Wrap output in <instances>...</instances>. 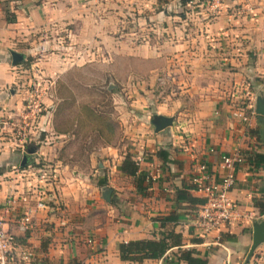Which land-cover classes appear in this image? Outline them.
<instances>
[{"label": "crops", "instance_id": "0c3cea01", "mask_svg": "<svg viewBox=\"0 0 264 264\" xmlns=\"http://www.w3.org/2000/svg\"><path fill=\"white\" fill-rule=\"evenodd\" d=\"M71 1L0 0V212L7 221L22 211L21 195L35 183L26 170L8 168L16 165V148L22 141L10 136L12 124L6 121L22 114L29 97L21 89L28 68L12 66L10 52L22 50L17 45L27 33L41 30L53 19L73 16L78 0ZM175 1L182 9L179 0ZM6 5L16 15L13 24L5 21ZM235 5L242 16L234 15ZM197 7L200 10L192 16H166V11L161 18L156 14L165 22H177L173 29L183 38L171 50L184 51L183 59L189 57L199 78L207 80L200 88V98L195 99L198 109L186 115L191 118H178L161 132L135 139L139 170L155 176L158 169L155 180L149 182L144 195L137 193L133 178L119 171L124 157L111 148L101 153L107 159L97 163L98 175H68L67 167L57 161L54 178L45 185L47 210L35 212L32 229L21 239L36 264H137L121 261L117 245L158 240L170 231L181 234V249L197 251L207 264H245L252 224L264 219L253 206V199H264V117L251 111L254 97L264 95V0H204ZM191 21L194 24L189 25ZM196 39L202 46H195ZM166 105L159 103L155 115L165 116ZM22 116L30 118L33 113ZM145 117L143 113L131 130L139 133L146 128ZM44 118L41 116L42 132L48 129L42 125ZM24 122L32 131V123ZM235 151L242 161L232 171L235 181L229 198L237 207V220L198 238L191 227L196 207L178 200L177 195L184 191L199 198L191 182L197 165L204 163L213 178L219 179L229 172L222 167V157ZM29 171L30 175L37 172ZM106 189L111 190L109 203L102 199ZM29 205L34 209L33 202ZM167 216L176 221L162 223ZM172 252L177 248L167 254ZM261 256L264 244L247 264H259ZM141 264H162V260Z\"/></svg>", "mask_w": 264, "mask_h": 264}, {"label": "rangeland", "instance_id": "374dc122", "mask_svg": "<svg viewBox=\"0 0 264 264\" xmlns=\"http://www.w3.org/2000/svg\"><path fill=\"white\" fill-rule=\"evenodd\" d=\"M203 1L178 9L175 0H78L73 16L27 33L17 53L28 68L21 89L29 97L22 114L6 121L12 124L10 136L22 141L9 170L55 175L59 161L68 175H98L97 163L107 159L104 150L137 159L135 139L154 134L151 121L159 103L167 104L165 116L172 121L191 118L186 115L198 109L195 99L207 79L199 78L189 57L183 59L184 51L171 50L183 38L173 29L177 22L156 17L166 11V16H192ZM235 8L234 15L242 16ZM196 45L202 46L197 39ZM26 112L33 116L24 119ZM143 113L146 128L136 133L130 126ZM24 120L32 123V131ZM23 156L27 164L21 168Z\"/></svg>", "mask_w": 264, "mask_h": 264}, {"label": "built area", "instance_id": "2783aa9c", "mask_svg": "<svg viewBox=\"0 0 264 264\" xmlns=\"http://www.w3.org/2000/svg\"><path fill=\"white\" fill-rule=\"evenodd\" d=\"M249 97L250 94L247 92L246 98L250 99ZM251 111L253 114V109ZM241 116L239 115V117ZM243 120L246 121L247 119L244 117ZM209 152H214V150L210 149ZM135 161L139 164L141 159L137 158ZM241 161L242 157L239 151H235L230 156H223L222 167L229 172L219 179L213 178L204 163L197 165L191 182L194 192L203 200V204L196 208L191 227L198 238H205L211 232L220 231L234 220H237V207L229 198V192L235 181L232 171L235 165ZM158 172L157 169L155 176L147 174V181H154ZM44 174L41 170L37 171L36 174H28L27 177L34 178L35 183L27 186L22 193L19 206L22 211L14 220H4L0 212V264H36L23 243L24 240L21 239H24V235L32 229L35 212L47 210L46 202L48 198L45 185L49 182V179L53 180L54 176ZM31 202L35 205L34 209L29 205ZM259 260V264H264V256H261Z\"/></svg>", "mask_w": 264, "mask_h": 264}, {"label": "trees", "instance_id": "16d2710c", "mask_svg": "<svg viewBox=\"0 0 264 264\" xmlns=\"http://www.w3.org/2000/svg\"><path fill=\"white\" fill-rule=\"evenodd\" d=\"M190 1L191 0H179V4L181 6H186ZM4 15L7 23H15L16 17L9 11V9L4 10ZM28 150L32 151L31 148H28ZM258 156L259 158H262L260 155ZM119 171L122 174L133 178L137 193L142 195L145 194L144 192L149 187L147 173L139 170V165L132 156L128 154L125 155L119 167ZM98 186L103 185L102 183H99ZM177 198L178 200L185 201L189 206H194L196 208L203 204L201 198L192 197L184 191H179ZM253 206L260 214H264V199L259 202L253 199ZM161 221L162 223L175 222L176 219L167 216L162 218ZM195 242H198V240ZM182 245L181 234L170 231L162 233L161 238L158 240H138L119 243L117 245V251L119 259L123 262L129 263L141 264L145 260H162V264H180V262H184L185 264H207L206 259L201 257L197 251L193 249H181ZM172 248H177V252L167 254Z\"/></svg>", "mask_w": 264, "mask_h": 264}, {"label": "water", "instance_id": "95a60500", "mask_svg": "<svg viewBox=\"0 0 264 264\" xmlns=\"http://www.w3.org/2000/svg\"><path fill=\"white\" fill-rule=\"evenodd\" d=\"M10 56L12 66L20 65V63L24 60V56L21 53H17L15 51H11ZM253 112L257 116L264 117V95L255 96ZM151 123L154 128V133H158L169 128L172 124V119L170 117L155 115L153 116ZM26 164L27 156H23L20 167L24 168ZM110 193V189H106V191L102 193V199L107 203L110 201ZM262 244H264V219L254 221L252 224V242L245 258V264H247V262L253 256L255 250Z\"/></svg>", "mask_w": 264, "mask_h": 264}]
</instances>
